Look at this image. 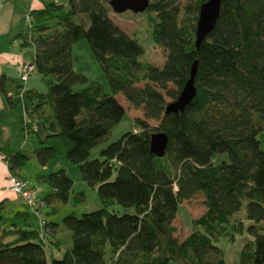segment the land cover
Instances as JSON below:
<instances>
[{"label": "trees", "instance_id": "obj_1", "mask_svg": "<svg viewBox=\"0 0 264 264\" xmlns=\"http://www.w3.org/2000/svg\"><path fill=\"white\" fill-rule=\"evenodd\" d=\"M40 1L43 5L31 12L33 63L53 81L47 92L25 91L30 118L35 122V113L42 118L44 132L32 131L39 144L35 156L46 165L65 155L96 188L100 206L62 218L71 243L57 258L48 255L44 237L29 222L6 225L5 202L0 201V264H202L209 254L216 256L213 264H227L218 238L235 241L236 234L245 233L252 238L242 245L239 263L264 264V226L258 227L264 222V148L259 139L264 0H221L216 23L199 46L179 20L183 8L178 0H150L147 10L157 18L154 36L167 52L162 66L140 60L143 45L112 19L109 0ZM195 1L199 9L205 0ZM50 23L60 28L50 31ZM191 25L195 29L196 23ZM81 38L103 66L110 93L99 83L86 84L87 77L75 72L71 48ZM195 61V97L183 111L165 112V95L177 98ZM140 80L143 86L136 85ZM8 83L2 73L0 92L12 104ZM75 84L86 85L74 90ZM118 93L159 124L135 118L137 131L123 133L100 150V157L89 158L126 113ZM42 106L48 107L44 116L38 113ZM157 131L168 136L162 156L150 149ZM5 151L12 168L30 158L22 150ZM45 179L54 196L69 199L73 179L64 169ZM197 192L205 197L206 211L181 239L172 222L180 203ZM78 196L84 199L83 192ZM115 204L134 212L119 213L111 209Z\"/></svg>", "mask_w": 264, "mask_h": 264}, {"label": "rangeland", "instance_id": "obj_2", "mask_svg": "<svg viewBox=\"0 0 264 264\" xmlns=\"http://www.w3.org/2000/svg\"><path fill=\"white\" fill-rule=\"evenodd\" d=\"M3 1L4 0H0V75L2 74V71H5L10 75V77L8 76V87L10 85L15 86V103L26 104V90H24L23 88V83H26V85L28 86H32L34 91L38 90L40 92H47L49 83L50 81H53V78L50 75L42 77V75L40 76L39 72H36V67L34 66L33 59H31V53L29 52V50L34 51L33 49L30 48L24 51L27 53L26 56L30 59H26L25 61L22 58L23 56L20 47L27 46L28 43L25 44V41H23V38L21 37L29 38L28 41L30 42V38L33 33V27L31 26L32 16H29V13L24 10L25 8H20L21 6L15 8L14 10V6H7L5 9L2 10L1 5L3 4ZM25 1L29 2V0ZM54 2L57 4H62L63 2L65 3L66 0H54ZM178 3H180L183 8L179 17L180 22L188 26L192 34L195 35V29H193L191 24L196 23V16H198L199 13L196 1L178 0ZM187 4L190 5L189 8L186 7ZM5 12L8 14H6ZM109 15L124 31H126L131 37L138 39V41L143 45L145 51L144 54L140 57L141 61L153 63L158 66H162L164 64L167 52L163 49L162 46H160V44H158L154 36L153 30L155 22L157 20L156 14L154 12L148 11L147 8L143 11H133L131 9H127L122 12H116L110 5ZM185 16L189 17L190 21L185 20ZM75 21L78 22V18H75ZM50 25H52L50 31L60 28L54 23H50ZM18 35L19 38L12 40L14 36ZM71 54L73 58L74 70L75 72L82 73L87 77L86 84L99 83L102 85L103 90L105 92L110 93L106 72L101 63L96 59L92 48L90 47V44L86 38H81L72 45ZM28 66H33V69L28 71L27 76L25 77L24 74ZM144 83V80H140L136 83V85L143 86ZM86 84H75L73 86V89L78 90ZM168 86L171 89H176L173 83H169ZM20 88L21 90L18 94L16 90H19ZM162 92L165 94L163 90ZM1 95L3 94L0 92V104H5V98L3 97L4 99H2ZM115 97L125 107L126 113L123 116L122 120L112 128L111 132L91 149L89 158L100 157V150L110 142L117 140L123 133L131 130L137 131L138 128L134 125L135 118L146 119L152 126L159 124L158 120L145 116L142 106L135 107L128 100H126L121 93L116 94ZM165 100L166 102H170L173 99L165 95ZM1 113L2 111L0 108V131L6 130V126H1L2 121H5V117L2 118ZM35 126L40 132H42L40 124H38V122ZM20 127L21 125L19 121L15 124H11V132L13 133V135L11 141H5V143L8 147H10L11 145H16V151L22 150V152L27 153L28 155H32L33 151L39 145L37 141H32V139L36 137V134L32 132L35 130L32 129L29 132L25 131V134L21 132L18 133ZM17 139H19V141ZM259 139L261 140L262 148H264V122L263 128L259 133ZM14 152L10 151V153ZM57 158V160L52 161L51 169L49 171L44 172L46 174H49L52 170L64 169L67 175L73 179L72 192L66 202L58 199L56 196L53 195V203L55 205L54 207L57 208V211L54 214L50 215L49 219L56 220L61 223L62 218L70 213L81 215L83 212L98 208L100 206V201L97 195L96 188L91 187L86 181L82 179L81 172L78 166L72 163L65 155H60ZM34 164L35 163L33 159L29 158V160L21 166L22 173L25 174L26 177L33 179V181H35L37 178V176L34 178L31 175L33 168H36ZM28 181L31 185H33L31 180ZM49 188L51 187L49 186ZM78 192L84 193V199H81L78 196ZM45 209L46 207H44L41 211V219H44L43 213ZM111 209L118 210L119 213L134 212V208H126L118 204L111 206ZM205 211L206 202L202 192H197L191 198L183 200L180 203L176 217L172 222L177 228L174 235L183 239L188 234H190L194 229L192 221L202 215ZM243 211L244 208L240 213H238V216L242 217ZM30 212L39 219V216L35 214L31 209ZM10 216L11 215L5 214V218L7 221L6 225H9L11 222H13ZM31 219L33 220L34 217L31 216ZM61 226L63 227V230L59 233L58 239L61 241V243L66 244L68 242L67 232L68 235L70 234L71 236V231H69L63 224ZM262 226H264V222L258 224V227ZM40 230V236L44 237L43 229L40 228ZM234 238L235 241H230L225 237H220L216 242L217 245L222 249L227 264H240L239 253L242 248V245L246 242V240L252 238V236L248 233H245L243 235L236 234ZM106 257H108V254H106ZM215 260V254H209L205 258H203L202 264H213ZM173 263L175 264L176 262ZM192 264L195 263L193 262Z\"/></svg>", "mask_w": 264, "mask_h": 264}, {"label": "crops", "instance_id": "obj_3", "mask_svg": "<svg viewBox=\"0 0 264 264\" xmlns=\"http://www.w3.org/2000/svg\"><path fill=\"white\" fill-rule=\"evenodd\" d=\"M42 5L43 4L40 0H29V2H26L25 0H4L3 4L1 5V8L3 10L7 6L8 7L14 6L13 7V10H14L15 8H18L21 6L20 8H22V9L25 8L24 10H26L27 13H29V16H31L30 15L31 12L36 8H40ZM7 11H9V10H7ZM6 14H8V13H6ZM17 38H19V35L14 36L12 40L17 39ZM21 38H23V41H27L29 39V38H25V37H21ZM20 48L22 51L23 60L26 61V59H30L29 57L26 56L27 53L24 51L27 49H30V48L34 50L32 43L30 42L27 46H24V47L21 46ZM29 52L31 53V56H32L31 59H33L34 51L29 50ZM36 72H38V71H36ZM2 73H4L7 78H8V76L10 77V75L7 72L2 71ZM40 76H41V74H40ZM23 88H24V90L33 89L32 86H28V85H26V83H23ZM20 90H21V88L19 90H16L18 92V94H19ZM35 91L40 92L38 90H35ZM8 92L12 98V104H9V102L6 100L4 95H1V97H2V99L5 98V104H0V108L2 111L1 116H2V118L5 117V121H6L5 122L3 120L1 123L2 127L6 126V130L0 131V201L5 202V214L11 215L10 217L12 218L13 222H16L19 225H22L26 222H29L34 229H36L38 232H40L41 231L40 230V219L35 217L30 212V209L27 206V204L24 202L23 198L14 194L12 191L9 190L8 182H7V176L9 173H17V174L21 175L22 177H24L25 179L31 180L33 186L36 188L37 195L44 197V199L46 201V209L44 210L43 218L47 223L46 229L44 232V240L46 242L47 253L49 256L60 258V257H62V255L64 254V252L68 248V246L70 245L71 236H70V234L68 235V232H67L68 242L66 244L61 243V241L58 239V235L63 230V227L61 226L62 224L59 221L49 219V216L54 214L57 211V208L54 207L55 205L53 203L54 202L53 201L54 189L45 179V176L47 174L44 172V171H49L51 169L52 161L57 160L58 158L51 160L46 165H42L39 163V161L37 160V158L35 156V150H36L35 149L33 151V154L29 155L30 158L33 159V161L35 163L34 166L36 167V168H33L32 174H31L34 178L37 176L35 181H33V179L26 177V175L22 173V167L21 168H12L10 166L9 162L7 161V159L5 157L6 156L5 150H10L11 152H14V151H16V147H15L16 145H11L10 147H8L7 144L5 143V141L6 142L11 141V138L13 135V133L11 132V124H15L18 121L20 122V125H21L20 129L18 130V133L21 132V133L25 134L24 119L28 115L30 105L27 103L26 104H16L15 103V99H16L14 97L15 86L10 85L8 87ZM47 112H48V107H46V106H42L38 111L40 116L46 115ZM33 116L36 117V120H37V121L35 120V124H37V122L39 124L42 118L38 117L36 113L33 114ZM36 139H37V137H34L32 139V141L33 142L37 141ZM17 140L19 141V139H17ZM1 146H3V147L7 146V147L3 148V149H5L3 151V149H1ZM36 163H39V164H36ZM54 171H56V170H52L50 172H54ZM48 185L51 188H49ZM19 213H26V214L28 213V215H27L28 217L25 219L24 217H26V216H23L22 214L19 215ZM31 216L34 217L33 220L31 219ZM175 264H177V263H175Z\"/></svg>", "mask_w": 264, "mask_h": 264}, {"label": "water", "instance_id": "obj_4", "mask_svg": "<svg viewBox=\"0 0 264 264\" xmlns=\"http://www.w3.org/2000/svg\"><path fill=\"white\" fill-rule=\"evenodd\" d=\"M110 5L116 12L127 9L143 11L147 8L150 0H109ZM221 7V0H205L199 6L198 18L195 27V44L199 46L205 36L213 29L218 18ZM197 72V61L190 70V77L186 80L183 88L176 99L167 103L165 112L183 111L197 93L195 76ZM168 143V136L165 132L157 131L151 135L150 149L158 156L164 155Z\"/></svg>", "mask_w": 264, "mask_h": 264}, {"label": "built area", "instance_id": "obj_5", "mask_svg": "<svg viewBox=\"0 0 264 264\" xmlns=\"http://www.w3.org/2000/svg\"><path fill=\"white\" fill-rule=\"evenodd\" d=\"M32 69L33 66H28L24 76L26 77L28 71ZM24 125L26 132H29L32 129L35 131L37 130L35 122L28 115L25 117ZM7 182L10 191L18 196H21L25 200L29 208L39 216L40 226H42L40 228L43 229L46 221L44 219H41V211L44 207H46L45 199L36 195L37 192L35 187L31 185L27 179L23 178L17 173H9L7 176Z\"/></svg>", "mask_w": 264, "mask_h": 264}]
</instances>
